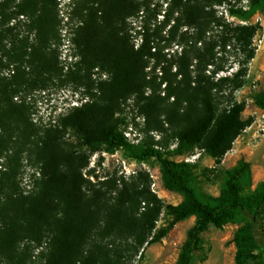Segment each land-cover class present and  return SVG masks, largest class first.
Instances as JSON below:
<instances>
[{
    "label": "trees",
    "instance_id": "16d2710c",
    "mask_svg": "<svg viewBox=\"0 0 264 264\" xmlns=\"http://www.w3.org/2000/svg\"><path fill=\"white\" fill-rule=\"evenodd\" d=\"M12 1L0 3V19L10 15L12 8L15 14L32 15L39 6L32 21L38 47L30 53L29 66L51 74L52 58L42 50L51 40L49 5H40V0H19L12 6ZM231 1L164 0L165 8L159 11L147 0H82L75 7L81 24L75 29L73 42L78 64L86 71L82 77L86 95L92 99L67 113L61 126L72 129L92 152L122 149L138 161L154 157L160 165L163 186L177 191L182 200L164 205L157 197L145 199L139 216L125 205L123 212L119 204L103 209L102 202L85 196V179L75 157L62 147L58 127L50 125L34 143L41 163L37 191L25 197L9 196L0 206V264H26L21 258L24 252L20 256L18 251L22 239L31 244L25 248L29 260L32 250L40 247L41 264H125L127 256L129 262L139 247L159 241L176 222L189 216H194L195 222L175 264H191L200 234L210 225L221 227L229 222L240 224L232 239L234 264H264V248L254 234L258 226L264 240V221L259 219L264 211V181L251 189L249 162L240 159L223 170L224 181L217 196L199 197L192 185V163L172 160L153 147L131 144L114 117L121 102L134 95L146 117L162 115L163 122L180 126L175 134L177 154L201 146L219 169L233 141L251 123L241 116L242 103L230 102L218 112L217 101L244 84L240 77L254 54L251 42L256 25H233L214 7L226 3V12L243 21L264 9V0H248L246 8H234ZM130 18L139 23L136 47L128 35ZM213 29L222 33L218 41L207 37ZM217 45L223 50L228 47L231 54L227 59L233 57L236 62L237 70L231 76L216 77L227 70V59L221 61L214 51ZM9 62L0 56V125L19 122V107L12 100L17 91L15 83L25 80L34 85L45 80L41 73L33 79H23L24 74L18 71L2 76L1 70ZM93 68L108 73L109 79L91 81L87 73ZM253 102L264 109V92L256 93ZM29 129L33 130L32 124ZM163 209L171 221L151 236ZM115 230L134 236V246L128 247L127 255L112 251L111 244L103 242V237Z\"/></svg>",
    "mask_w": 264,
    "mask_h": 264
},
{
    "label": "rangeland",
    "instance_id": "374dc122",
    "mask_svg": "<svg viewBox=\"0 0 264 264\" xmlns=\"http://www.w3.org/2000/svg\"><path fill=\"white\" fill-rule=\"evenodd\" d=\"M3 0H0V3ZM82 0H40V5L47 4L50 8L51 40L42 49L52 58L53 70L51 74L37 71L29 66L30 53L38 47L37 30L32 21L36 13L18 15L8 11L10 15L0 19V56L9 59V65L1 70L2 76L9 77L13 72L23 73L25 78H36L38 74L44 75V81L34 85L28 82L15 83L16 92L12 100L19 107V122L10 121L7 125H0V206L9 196L25 197L37 191L39 170L41 163L35 154L34 143L45 129L55 125L57 137L62 147L75 157L83 178V192L86 197L102 202L103 209L111 205L122 210L123 205L130 207V212L139 216L142 212L145 199L157 197L164 205H176L182 196L174 190L163 186L158 161L152 157L146 161H138L127 156L122 149L112 152L98 150L92 152L85 146L75 132L70 128L61 126V119L74 107L90 101L86 95L83 75L86 71L78 64L79 56L73 42L75 29L81 24V17L75 7ZM150 6L157 11L165 8L164 0H147ZM17 5L19 0L10 2ZM248 0H232L231 5L246 8ZM228 4L215 6L218 15L225 21L236 24L256 25V32L252 38L251 47L253 57L245 64V75L240 78L244 84L224 95L217 101L218 112L228 106L230 102L237 101L243 104L242 118L250 119L251 123L233 141L231 148L224 154L220 168H216L215 160L204 152L201 146L181 154L175 152V134L179 125L163 122L162 115L145 116L140 112L137 98L133 95L124 99L115 121L131 144L143 147H153L161 150L165 155L175 161H188L194 165L193 181L199 197L204 195L217 196L224 181L223 170L232 168L240 159L250 163L251 189L264 181V109L255 106L253 96L264 92V9L254 12L243 21L230 16L226 9ZM264 8V7H263ZM75 10V11H74ZM128 35L131 43L136 47L140 42L139 23L135 18L128 19ZM222 36L220 30L213 29L207 32V37L218 41ZM261 41V42H260ZM172 49H176L173 46ZM227 47L216 46L214 51L217 57L224 61L231 54ZM151 65V64H150ZM233 65L232 67H230ZM226 71L216 74L218 76H231L237 70L236 62L231 57L225 64ZM208 69H211L208 66ZM148 70V69H147ZM91 81L107 80L109 74L98 68L87 73ZM95 93V91H93ZM32 124L33 130L29 129ZM32 132H31V131ZM34 131V134H33ZM32 133V134H31ZM123 212V210H122ZM260 222L264 221V211ZM171 221L165 209L159 214L155 227L151 232L154 235L159 229L166 227ZM195 222L194 216H189L176 222L159 241L144 244L139 247L134 258L124 259L125 264H175L180 249L186 239L188 230ZM239 223L229 222L221 227L208 226L200 234L199 245L194 253L191 264H234L235 246L233 235ZM119 228L118 226H116ZM257 243L264 248V240L258 226L254 228ZM134 236L126 231L115 230L103 237L104 243L111 244V250H119L127 255L128 247L132 245ZM146 239H149L147 236ZM26 246L31 244L22 239L18 246L20 256L26 264H41L39 248L32 250L31 260L26 257Z\"/></svg>",
    "mask_w": 264,
    "mask_h": 264
},
{
    "label": "built area",
    "instance_id": "2783aa9c",
    "mask_svg": "<svg viewBox=\"0 0 264 264\" xmlns=\"http://www.w3.org/2000/svg\"><path fill=\"white\" fill-rule=\"evenodd\" d=\"M261 42V41H260Z\"/></svg>",
    "mask_w": 264,
    "mask_h": 264
}]
</instances>
